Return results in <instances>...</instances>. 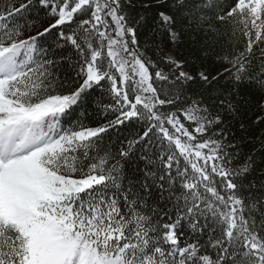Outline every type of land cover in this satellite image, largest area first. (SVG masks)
Instances as JSON below:
<instances>
[{
    "label": "snow or ice",
    "instance_id": "snow-or-ice-1",
    "mask_svg": "<svg viewBox=\"0 0 264 264\" xmlns=\"http://www.w3.org/2000/svg\"><path fill=\"white\" fill-rule=\"evenodd\" d=\"M198 3L0 0V264H264V0Z\"/></svg>",
    "mask_w": 264,
    "mask_h": 264
},
{
    "label": "trees",
    "instance_id": "trees-1",
    "mask_svg": "<svg viewBox=\"0 0 264 264\" xmlns=\"http://www.w3.org/2000/svg\"><path fill=\"white\" fill-rule=\"evenodd\" d=\"M169 3H171V0H168ZM216 0H205V3H215ZM197 6L199 7V3L197 0ZM206 15H211V12H207ZM153 25V21L151 17L149 18V28H151ZM149 28H146L142 31L141 34V43L143 44L144 38L146 35H148ZM180 37L176 41L175 44L169 42L167 38L164 39L163 44H162V52L161 55L163 57H167L171 52H173L174 57L177 60H182L186 61L188 64V69L189 71H192L194 73H198L202 68L207 69L212 73V75H215L217 70L219 69L220 65L214 64L211 59L208 61H203L202 59L198 60L197 57L193 54L195 45L193 44V36L194 34L190 29L187 28V22H184L183 26L180 27ZM35 34V33H33ZM47 43H51L53 37H47ZM66 55H71L70 51L65 52ZM148 56H150L152 59H157L156 53L154 49H149L148 51ZM62 76L65 75L64 72L61 73ZM225 83L224 80L220 81V84L223 85ZM241 93L243 95H246L248 97L249 103L247 105L242 106L241 108V119L244 120V122L249 126L248 127V132L247 134H243L240 131V125L239 121H236L233 123V128L237 136L244 135L245 139V147L244 151L248 152L251 151L253 146L256 148H259V144H251L249 141L252 140L253 137H258L261 134V128L256 127L252 125V120L255 119L253 116V113L256 111V103L257 100L259 99L258 93L256 92L255 89H248L246 86L242 85L241 86ZM89 112L91 113L89 117L88 123L92 124L95 126L96 123H101L104 122V116L105 113L103 112H97L93 108H89ZM109 118H114L113 116L109 115ZM251 118V119H249ZM122 133H126L127 129H122ZM115 138V135H113V139ZM107 142V141H106Z\"/></svg>",
    "mask_w": 264,
    "mask_h": 264
},
{
    "label": "rangeland",
    "instance_id": "rangeland-1",
    "mask_svg": "<svg viewBox=\"0 0 264 264\" xmlns=\"http://www.w3.org/2000/svg\"><path fill=\"white\" fill-rule=\"evenodd\" d=\"M172 56H174L173 52L170 53Z\"/></svg>",
    "mask_w": 264,
    "mask_h": 264
}]
</instances>
